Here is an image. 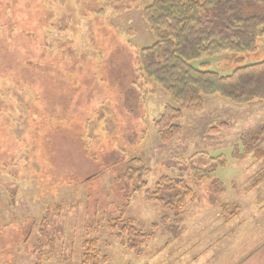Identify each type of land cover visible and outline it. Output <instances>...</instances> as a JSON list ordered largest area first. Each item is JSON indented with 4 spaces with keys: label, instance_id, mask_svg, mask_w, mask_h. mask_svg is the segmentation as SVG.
<instances>
[{
    "label": "rangeland",
    "instance_id": "rangeland-1",
    "mask_svg": "<svg viewBox=\"0 0 264 264\" xmlns=\"http://www.w3.org/2000/svg\"><path fill=\"white\" fill-rule=\"evenodd\" d=\"M138 3L115 10L105 0H0V264H35L47 209L55 211V255L42 264H60V256L79 264L93 223L106 264H166L179 243L165 229L136 256L103 222L120 211L146 227L157 222L163 211L145 190L163 175L184 179L196 194L185 208L182 261L215 254L214 264H264V190H246L262 161L244 153L241 140L264 122V101L206 96L162 143L153 120L169 96L139 76L136 53L154 36L142 18L148 1ZM241 56L208 58L209 69L227 74L264 59V38ZM134 157L149 168L143 189L125 177ZM220 202L247 211L222 224ZM238 222L243 228L221 249Z\"/></svg>",
    "mask_w": 264,
    "mask_h": 264
},
{
    "label": "trees",
    "instance_id": "trees-1",
    "mask_svg": "<svg viewBox=\"0 0 264 264\" xmlns=\"http://www.w3.org/2000/svg\"><path fill=\"white\" fill-rule=\"evenodd\" d=\"M115 10L137 8L138 0H105ZM141 8L142 18L154 36L152 45L136 53L139 76L149 79L168 96L160 115L153 120L162 143L169 142L180 132V120L187 112L202 110L204 98L219 95L232 103L246 104L264 101V59L242 64L227 74L209 69L208 58L230 54L233 61L256 50L264 38V0H147ZM200 61L199 67L192 65ZM219 126L211 128L218 130ZM211 133V131H210ZM243 152L251 153L262 167L254 174L246 190L264 182V122L241 137ZM198 171L199 170H195ZM208 170L206 173H210ZM149 168L134 157L128 161L125 177H136L138 187L145 188L144 177ZM148 198L157 202L163 215L148 227L120 211L103 219L105 229L126 250L141 256L144 247L155 238L158 230L167 231L170 241L183 233L186 205L194 201L193 188L182 178L161 176L153 191L146 189ZM225 220L239 213V205L223 203ZM47 209L38 224V238L31 250L35 264H42L55 255L56 239L52 233L53 214ZM95 223L89 227L81 243L79 264H106L107 256L99 249ZM88 232V230H86ZM48 247V250H46ZM60 264H73L69 256L57 258Z\"/></svg>",
    "mask_w": 264,
    "mask_h": 264
},
{
    "label": "crops",
    "instance_id": "crops-1",
    "mask_svg": "<svg viewBox=\"0 0 264 264\" xmlns=\"http://www.w3.org/2000/svg\"><path fill=\"white\" fill-rule=\"evenodd\" d=\"M261 188V190L263 191L264 190V182L263 183H261L260 185H258L256 188ZM223 203H226V202H223ZM240 205V204H239ZM219 208H220V210H222L221 209V202L219 203ZM262 208V207H261ZM247 210H244V212H243V210H242V208H241V206H240V209H239V214L238 215H236L235 217H240L243 213H245ZM234 218V217H233ZM222 219V221H223V223H222V221H221V223L222 224H226L228 221H229V219L228 220H225V217H224V214H223V212H222V214H220V220ZM232 219V218H231ZM261 221H262V223L264 224V213H263V218L261 219ZM243 223H241V222H238L237 223V225H235V227H233L232 229H229L228 230V234H225L221 239V242H220V240H219V242H220V244L222 243V242H225V241H227L228 240V238H230V239H233V238H235L234 236L236 235V232L237 231H240L243 227ZM183 233H184V228H183ZM183 233H182V235H183ZM182 235H181V237H182ZM181 237H179L178 239H177V241L176 242H178L179 243V245H175L174 247L172 246V253L173 252H175L177 255L175 256V257H173L171 260H169V259H167V258H165L166 260H167V262H166V264H197V260L199 259V257H198V254L197 255H195V256H193L192 257V263H188V262H184V261H182L181 259H182V257H181V255L184 253V248H183V246L181 245V242H180V238ZM220 244H218V245H220ZM218 245L216 246V248L218 247ZM222 244H221V249H222ZM180 249H182V251H180ZM176 250H177V252H176ZM222 251V250H221ZM216 258H217V256L214 254V255H212L211 257H207V258H205V263H201V264H214V262H216L215 260H216ZM147 264V263H146Z\"/></svg>",
    "mask_w": 264,
    "mask_h": 264
}]
</instances>
